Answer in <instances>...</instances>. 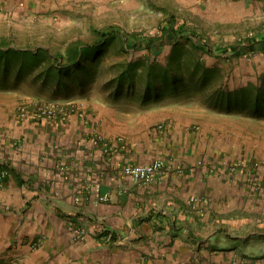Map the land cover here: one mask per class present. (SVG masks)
Returning a JSON list of instances; mask_svg holds the SVG:
<instances>
[{
    "label": "crops",
    "instance_id": "1",
    "mask_svg": "<svg viewBox=\"0 0 264 264\" xmlns=\"http://www.w3.org/2000/svg\"><path fill=\"white\" fill-rule=\"evenodd\" d=\"M75 2L100 14L106 28L118 27L121 10H131L137 24L144 18L161 25L172 20L190 42L214 51L225 47L209 46L212 34L202 26L225 27L220 33L226 35L247 27L240 40L245 45L228 46H242L241 54L226 55L244 56L247 41H264V0H0V13L27 4L74 10ZM137 10L147 13L136 21ZM87 68L103 71L91 62ZM117 89L110 82L94 95L65 94L50 102H72V110L48 120L20 116L23 102L43 99L0 83V171H7L0 179V264H234L228 246L213 243L231 234L228 219L252 217L264 224V166L261 199L251 196L247 173L253 150L264 156V145H255L264 142L263 133L237 126L241 117L215 112L214 102L197 108L180 99L146 98L138 90L126 98ZM157 158L171 169L149 185L132 183L121 170ZM235 160H243L236 170ZM93 184L110 201L96 204ZM75 229L85 237L76 239ZM218 249L225 252L210 259Z\"/></svg>",
    "mask_w": 264,
    "mask_h": 264
},
{
    "label": "rangeland",
    "instance_id": "2",
    "mask_svg": "<svg viewBox=\"0 0 264 264\" xmlns=\"http://www.w3.org/2000/svg\"><path fill=\"white\" fill-rule=\"evenodd\" d=\"M77 4L78 3L75 2L74 7L76 8L74 10L62 7L57 9L51 8L48 11L38 9L36 6L37 4H35V8L27 4V9L23 7L20 8L19 11H15L10 8L6 11L9 14L6 16L0 13V49H40V51L43 50L47 53L46 57L50 62L55 61L56 56L62 57L57 65H64L69 48L73 46L76 47L77 44L81 43L79 41L75 42L73 39L74 37H80V40H83L81 44H93V37H95V34L92 27L98 30L107 27V24H104L106 20L103 21V17H99L100 14H94L95 12L92 9H81ZM43 5L45 6L46 4ZM121 12H123L122 15L116 16L117 20L114 22L116 26L124 29L128 33L155 36L159 34L160 27L164 25H161L162 20H145V18L142 20L143 24H137L138 22H134V20L130 18L131 10H121ZM108 13L113 14L112 11H106L104 14ZM146 13V11L137 10L132 15L135 16L137 21L146 16ZM97 15L98 18H96ZM106 17L108 18L109 16L107 15ZM137 17L139 19H137ZM159 18L161 19L162 17L159 16ZM179 22L180 21H178V23ZM204 28H208L212 34L209 42L206 43L214 49L228 47L238 41V43L245 45V43H241L240 40L246 37L248 32L247 27H235L234 29L237 30L232 33L233 35H226L224 34L225 32L221 34L220 32L225 30V27L220 31H211L210 27H201V29ZM198 41L196 43H199ZM121 45L122 42H118L105 49L102 56L96 62L88 61L91 62L92 65H95V63L96 65H100V69L103 71L96 73L92 72V78L89 80L88 78H84V74L80 73L84 79H87V81H83L82 83H84V85L90 83L89 86H82L81 89L78 88V81H73L74 83L71 81V84H73L71 86H59L54 78H46L41 74L45 69L44 67H38L32 70V72L29 71L26 73L25 71L24 74L19 76L17 74L19 68L17 69V67L13 66L12 69L7 71L6 75H0V83H7L14 89L19 88L20 91L25 89L26 96L31 93L36 96L35 98H41L44 102H50L58 101L57 99L66 96L65 94L80 97L93 92L101 93V85L115 82L114 78L120 70L119 65L124 62L144 60L150 63L153 61L155 62L154 64H160L164 68H167L166 64L170 58L172 46L167 45L158 53L155 49L147 52H135L132 50L123 52L121 50ZM179 45L184 49L181 72L183 73L184 80L187 81V84L191 87L187 93H182V91H184V85L180 84L178 96L165 95L169 100L177 101V99H180V101L184 103L194 102L197 108H206L209 106L207 105L208 102H213V93H218L220 91L232 93L243 88V85L246 87L248 84L249 86L252 84L260 85L264 82V50H262L263 52H259L249 49L244 56L237 57L220 52L214 55L204 54L199 50H193L190 47V43L183 39H180ZM197 63L201 73H204V71L208 72L207 76L210 82L205 86L200 85L201 82L198 77L191 79L190 68L193 65H197ZM185 64H188V66L184 67ZM107 67H116L119 69L115 70L114 73H109L106 71ZM195 67H193V69ZM188 69L190 71H188ZM88 70L90 71L91 69ZM196 70L197 68L194 69V71ZM195 74H197V72H195ZM65 80L70 81V76H65ZM79 81H82V79L80 78ZM76 82L78 84H75ZM93 84H95L94 91L91 89V87H94ZM134 86L137 87V89H134ZM117 88L119 93L127 98L129 96L133 97L136 90L142 92L145 85L144 80L141 81V77H138L134 84L126 83L124 86H119L117 84ZM59 103H69L73 105L72 102ZM213 108L215 112H223L222 110H225L215 108L214 106ZM228 112H233V114L242 118L238 121L235 120L237 126L248 128L255 134L256 132L264 134V115L255 114L247 109H228ZM251 140L253 141L254 138L251 137ZM259 140H262V138L259 137ZM255 145H264V142ZM255 149L250 155V162L247 163V167L250 169L247 173L250 177V194L257 200L261 199L260 193L263 182V178L261 181V177L263 176L259 170L263 169L264 156L259 155ZM234 163L235 170L243 166V160H235ZM257 220L258 218H255L254 221L252 217H233L232 219H228V228H232L231 234H227V237L225 234H223L221 238H218V236L215 237L213 240V243H217L215 248L228 246L226 251L228 257L233 259L232 262L234 264H264V224L258 223ZM251 231L255 233L252 234ZM251 234L252 237H250ZM231 236H234V238ZM247 236H249V238ZM221 241L222 243H220ZM221 252H225V249L212 250L210 252V259L216 258Z\"/></svg>",
    "mask_w": 264,
    "mask_h": 264
},
{
    "label": "trees",
    "instance_id": "3",
    "mask_svg": "<svg viewBox=\"0 0 264 264\" xmlns=\"http://www.w3.org/2000/svg\"><path fill=\"white\" fill-rule=\"evenodd\" d=\"M97 39L93 44H77L69 48L66 55L64 65H57L58 61L62 58L56 56V60L50 62L46 57L47 53L43 50H16L14 48L0 49V75L7 74V71L12 69L13 66L17 67V74L20 76L27 72H32L38 67H44L41 73L46 78H54L59 86L67 87L78 81L82 83L92 78V73L87 68L88 61L96 62L99 56L110 46L122 42L121 50L127 51H151L157 50L158 53L163 50V47L170 45L172 51L167 61V68L160 64H154L151 61L148 63L144 60L124 62L119 65V73H117L114 81L119 85L134 84L138 77L141 81L144 80L145 88L143 90L144 96L150 98H164L166 96H178L180 89L179 85L183 84V92H188L190 87L187 81L184 80L183 73L181 72L183 50L179 45L180 39L188 41L193 50H199L203 53L213 54L220 53H234V55L241 54L242 46L235 45L232 47H225L216 51L210 49L205 44L190 42L186 36V31L183 27H176L175 23L171 20L170 24L160 27L159 34L155 36H145L136 33H128L119 27H108L103 30L93 29ZM247 48L251 51L264 50V41L260 39H251L247 41ZM245 49V47H244ZM188 66L185 64L184 67ZM197 66V67H195ZM193 67L197 68L194 71ZM118 68V69H119ZM191 79L198 77L200 85L205 86L208 84L209 77L207 71L201 73L199 65H193L191 68ZM188 71H190L188 69ZM197 72V74H195ZM80 73L84 74L83 76ZM70 76V81L65 80V76ZM72 76V77H71ZM82 81H79L80 78ZM65 80V81H64ZM202 87V86H201ZM123 88V87H122ZM214 107L219 109H247L255 114L264 115V82L260 85L252 84L248 88H242L232 93L220 91L213 93Z\"/></svg>",
    "mask_w": 264,
    "mask_h": 264
},
{
    "label": "built area",
    "instance_id": "4",
    "mask_svg": "<svg viewBox=\"0 0 264 264\" xmlns=\"http://www.w3.org/2000/svg\"><path fill=\"white\" fill-rule=\"evenodd\" d=\"M72 105L69 103L59 102H23L19 106V114L22 117H30L31 119H48L58 120L61 116L67 115L72 110ZM235 168V166H234ZM171 166L164 159L157 158L148 164H127L121 167L124 175H126L132 183L137 185H149L154 179L165 176L169 173ZM7 171H0V179L6 177ZM94 200L96 204L110 201L109 193H102L99 184H93ZM76 239H83L85 232L82 229H75L73 231ZM39 243H34L33 248L38 247Z\"/></svg>",
    "mask_w": 264,
    "mask_h": 264
}]
</instances>
